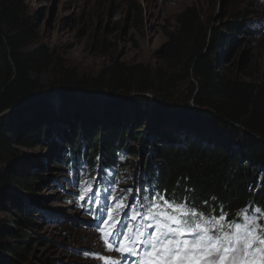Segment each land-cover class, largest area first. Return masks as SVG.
<instances>
[{
    "label": "trees",
    "instance_id": "1",
    "mask_svg": "<svg viewBox=\"0 0 264 264\" xmlns=\"http://www.w3.org/2000/svg\"><path fill=\"white\" fill-rule=\"evenodd\" d=\"M27 13L22 0H0V189L16 184V187H29L28 192H32L33 183L38 179L21 178L5 169L12 160V147L42 146L36 143L48 132L41 124L55 123L46 114V104L36 105L35 113L30 117L31 109H28L29 114H20L16 121H10L8 114L10 109L43 89L40 78L51 62L49 51L44 47L26 51L37 39L34 23L27 18ZM232 16L234 20L227 26V32L232 36L239 31L241 36L249 34V29L237 25L248 18L247 10ZM168 37L164 71L154 72L144 65L126 67L116 62L95 79H86L79 78L72 69L60 66L54 84L61 88L62 94V88L66 92L86 89V92L61 96L67 104L74 99L76 118L86 116L87 120L84 125H72L73 129L62 136V143L74 144L78 149L80 135L89 138L97 126H102H91L92 120L99 119L98 99L73 96L104 94L109 101L102 109L107 119V124H103L107 139L101 144L98 136L94 138V153H99L92 159L102 153L108 160L115 159L116 141L122 140L126 133L129 135L130 129L127 121L122 124L118 116H114L113 106H118L121 101L117 100L121 98H134L133 104L144 117L149 108L142 97L151 93L159 104L154 112L162 117V121L176 109L177 120L187 126L173 132H161L157 142L161 146L156 149L159 157L153 163L144 164L146 172L157 169L160 173L159 186L169 193L187 196V190L194 189L195 202L201 207H225L232 217L249 204L257 203L264 208V87L235 78L229 75L228 69H218L216 51L221 42L220 34L211 29L209 20L203 18L195 6L177 17ZM43 113L46 116L39 124L37 118ZM143 127L137 133L140 134ZM61 152L54 156L57 165L62 161ZM128 152L139 160L138 150L128 149ZM0 193L13 211L25 219L19 205L3 191ZM212 195L218 199L211 200ZM27 224L23 220L18 231L0 220V264H33L31 239L22 232L25 227L29 229Z\"/></svg>",
    "mask_w": 264,
    "mask_h": 264
},
{
    "label": "rangeland",
    "instance_id": "2",
    "mask_svg": "<svg viewBox=\"0 0 264 264\" xmlns=\"http://www.w3.org/2000/svg\"><path fill=\"white\" fill-rule=\"evenodd\" d=\"M22 1L37 35L26 51L44 47L49 51L51 62L48 71L40 78L47 87L43 88V96L29 107L14 113L10 121H16L20 114H29L28 109H31L30 117L35 113L33 109L36 105L46 104V114L55 123L45 124L44 113L37 116L39 124L43 122L41 125L46 127L50 137L45 135L36 143L42 146L11 148L12 160L5 169L21 178L34 177L38 180L34 181L32 192H28L29 187H16V184L0 189L19 205L21 214H25L24 219L13 211L0 193V220L5 226L18 231L19 224L27 221L29 229L25 227L22 232L31 239L30 259L33 264H98L101 260H94L90 251L101 253V239L94 231L83 229L76 223L82 215L65 181L68 171L54 163V156L68 146L67 142L62 143L65 132L71 131L72 125H84L87 121L86 116L76 118L77 104L74 99L67 104L61 96L74 93L66 92L64 88L63 94L57 90L54 79H58V69L60 66L72 69L79 78L86 79H95L116 62L126 67L144 65L154 72L158 69L164 71L166 64L163 58L169 44L168 34L175 26L177 17L187 8L195 6L203 18L209 20L211 29H216L220 34L221 42H218L216 51L218 69H228L229 75L264 87V0ZM241 10H247L248 18L237 22V25L246 27L250 33L241 36L239 31L232 36L227 32V26L234 20L232 15ZM87 94L73 97L82 95L84 98L98 99L99 119L92 120L91 126H102H97L91 137L80 135L77 141H81L79 145L87 146L93 157L99 153H94V138L98 136L101 144L107 139L103 130L107 119L102 109L109 101L104 94ZM116 98L113 97L114 100ZM142 98L149 108L144 117L133 104L134 98H121L117 100L121 103L113 106L114 116H118L122 124L126 121L129 123V135L126 133L123 137L127 141V149L138 150L136 154L139 155L136 156H140L138 161L131 155L128 157L125 174L131 178L142 173L146 162L153 163L159 157L156 149L161 146L157 143L161 132L187 127L177 120L176 109L169 108L172 112L162 121V117L154 112L156 105L159 106L154 96L149 93ZM142 125L144 129L140 135L137 131ZM202 136L206 137L205 134ZM149 147V151H144ZM156 170L153 173L159 179L160 173ZM86 252L88 255H85ZM102 255L107 256L104 252Z\"/></svg>",
    "mask_w": 264,
    "mask_h": 264
},
{
    "label": "snow or ice",
    "instance_id": "3",
    "mask_svg": "<svg viewBox=\"0 0 264 264\" xmlns=\"http://www.w3.org/2000/svg\"><path fill=\"white\" fill-rule=\"evenodd\" d=\"M187 191L185 198L154 187L141 198L143 212L132 216L148 221L146 227L153 231L137 228L129 236L108 233L104 236L107 250L138 256L136 264H264V218L245 212L230 219L225 207L205 209L195 202V190ZM254 211L260 214L262 208ZM93 255L103 264H121L115 258Z\"/></svg>",
    "mask_w": 264,
    "mask_h": 264
},
{
    "label": "water",
    "instance_id": "4",
    "mask_svg": "<svg viewBox=\"0 0 264 264\" xmlns=\"http://www.w3.org/2000/svg\"><path fill=\"white\" fill-rule=\"evenodd\" d=\"M41 87L42 88H47V87H45V84H43L42 82H41ZM57 90L60 91L61 88L58 87ZM69 91H71L73 93H80V92H86V89H74V90L73 89H70ZM43 94H44L43 89H41L39 92L33 93L28 98H26L24 100V102H21L20 104L16 105L12 109H10L9 112H8V114L10 116H12L14 113H16V112H18V111H20L22 109H25V108L29 107L33 102L37 101V99H39L41 96H43ZM174 108H177V107H174Z\"/></svg>",
    "mask_w": 264,
    "mask_h": 264
},
{
    "label": "clouds",
    "instance_id": "5",
    "mask_svg": "<svg viewBox=\"0 0 264 264\" xmlns=\"http://www.w3.org/2000/svg\"><path fill=\"white\" fill-rule=\"evenodd\" d=\"M117 142V141H116ZM67 147L61 152V153H63L62 154V157H65L66 156V154L68 153V150L69 149H74L75 151H79L80 152V150H81V147H85V145H82V146H80L78 149H75V147H74V144H72V145H70V144H68L67 143ZM143 169H144V166H143Z\"/></svg>",
    "mask_w": 264,
    "mask_h": 264
}]
</instances>
